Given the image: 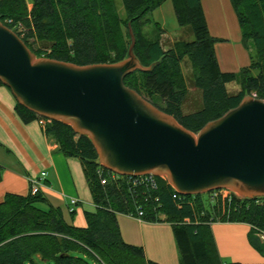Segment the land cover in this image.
I'll use <instances>...</instances> for the list:
<instances>
[{
  "label": "trees",
  "instance_id": "trees-1",
  "mask_svg": "<svg viewBox=\"0 0 264 264\" xmlns=\"http://www.w3.org/2000/svg\"><path fill=\"white\" fill-rule=\"evenodd\" d=\"M121 1L124 18L114 0H31L30 8L26 0H0V22L36 58L78 66L122 61L130 45V25L140 63L145 67L159 63L151 72L128 75L125 86L194 134L237 107L245 96L255 94L264 100V0H230L250 61L247 67L230 73L219 68L214 48L219 40L209 34L201 0ZM166 1L172 4L177 24L189 27L193 35L191 42H176L168 50L159 42L160 25L148 18ZM148 24L157 34L154 37L142 32ZM38 43L47 47H36ZM185 58L203 102L199 111L188 115L181 111L187 93L181 71ZM230 83L238 84L237 93H228ZM15 112L24 124L42 119L17 102ZM43 130L59 152L80 161L95 211L85 213L86 227L79 228L66 223L61 210L50 206L39 192L7 194L0 203V264H156L146 260L142 248L122 239L117 215L136 218L138 211L144 222L172 227L179 264H235L220 258L211 232L214 223L250 226L248 242L264 259V241L258 237L264 234V198L243 199L229 192L214 201L208 194L206 198L195 195L173 200L175 191L160 177L152 190L133 186L130 178L101 167L90 139L70 126L50 120ZM99 172L106 178L105 185ZM70 215L73 219L74 213Z\"/></svg>",
  "mask_w": 264,
  "mask_h": 264
},
{
  "label": "water",
  "instance_id": "water-1",
  "mask_svg": "<svg viewBox=\"0 0 264 264\" xmlns=\"http://www.w3.org/2000/svg\"><path fill=\"white\" fill-rule=\"evenodd\" d=\"M128 32L122 61L78 66L36 58L0 22V82L22 107L88 137L109 172L164 177L181 196L228 190L264 198V100L245 96L194 134L125 86L128 75L159 63L143 66L130 25Z\"/></svg>",
  "mask_w": 264,
  "mask_h": 264
},
{
  "label": "crops",
  "instance_id": "crops-1",
  "mask_svg": "<svg viewBox=\"0 0 264 264\" xmlns=\"http://www.w3.org/2000/svg\"><path fill=\"white\" fill-rule=\"evenodd\" d=\"M27 3L30 8L31 2ZM201 4L209 34L219 40L214 48L220 70L230 73L247 67L249 52L242 45L240 26L230 0H201ZM15 105L10 91L0 87V203L7 194H29V180L40 179L39 193L50 206L61 210L66 223L86 227L85 213H93L95 207L80 161L58 151L55 141L45 135L40 119L24 124L16 115ZM74 199L78 200L76 205L71 204ZM117 223L123 241L142 248L146 260L179 264L169 224L144 222L123 214L117 215ZM249 231L250 226L242 223L211 225L223 261L264 264V259L248 242Z\"/></svg>",
  "mask_w": 264,
  "mask_h": 264
},
{
  "label": "rangeland",
  "instance_id": "rangeland-1",
  "mask_svg": "<svg viewBox=\"0 0 264 264\" xmlns=\"http://www.w3.org/2000/svg\"><path fill=\"white\" fill-rule=\"evenodd\" d=\"M27 1L29 3L31 2V0ZM114 2L120 17L124 18L125 12L123 10L122 1L114 0ZM148 18L151 20V22H157L160 25L161 34L159 35V42L164 50L170 49L176 42H191L193 40V35L190 28L180 27L177 24L174 10L170 1H166L158 9L150 13ZM142 32H144L148 37H154L153 35H157L153 31L152 24L143 26ZM248 45L249 49H252V43L249 42ZM36 47L45 49L47 46L45 43H38ZM181 71L185 86L187 88L186 97L181 104V111L184 115H188L199 111L202 108V91L196 88L194 85L192 66L187 58H185L181 63ZM226 89L228 93L235 94L239 91V86L236 83H230L226 85ZM234 195L237 196L236 194ZM203 196L206 198V194Z\"/></svg>",
  "mask_w": 264,
  "mask_h": 264
},
{
  "label": "built area",
  "instance_id": "built-area-1",
  "mask_svg": "<svg viewBox=\"0 0 264 264\" xmlns=\"http://www.w3.org/2000/svg\"><path fill=\"white\" fill-rule=\"evenodd\" d=\"M6 23L7 24H10L11 21L10 20H6ZM18 30H20V26H17ZM253 97H255V94L252 95ZM50 120L48 119H40V123L42 125V128L45 127L46 123L49 122ZM99 175L101 177V184L102 185H105L106 184V178H103L102 177V174L101 172H99ZM116 175V174H114ZM45 176V173H42L41 174V178H44ZM118 176V175H116ZM128 178H130V182L133 186H143V187H147L149 189H152V190H156L157 188V183H156V178L159 177V176H154L152 174H147V175H142V176H136V177H131V176H126ZM162 178L163 180H165L164 177H160ZM29 184H30V192L31 194H37L39 192V184H40V179L38 180H35V179H32V180H29ZM223 191V193H222ZM209 195V198L211 201H214L216 200L217 198H219L220 196H226V195H229V191L228 190H214L212 192H209V193H206ZM204 195V194H202ZM182 197L181 195H179L177 192H174L172 194V199L173 200H177L178 198ZM78 203V200H72L71 201V204L72 205H76ZM143 213L142 211H138L137 213V219L141 220V217H142ZM258 237L261 241H264V234L263 233H259L258 234Z\"/></svg>",
  "mask_w": 264,
  "mask_h": 264
}]
</instances>
